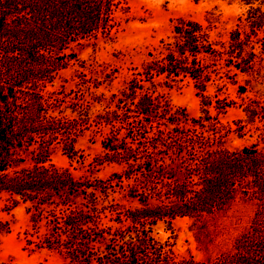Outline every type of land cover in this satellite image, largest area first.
<instances>
[{"label":"trees","instance_id":"1","mask_svg":"<svg viewBox=\"0 0 264 264\" xmlns=\"http://www.w3.org/2000/svg\"><path fill=\"white\" fill-rule=\"evenodd\" d=\"M97 14L77 0H0V205L20 208L29 222L0 229V251L11 234L34 264H264V104L238 106L241 120L222 135L204 126L210 102L194 126L181 125L185 116L152 102L155 87L140 79L129 86L143 93L134 105L144 115L139 130H92V103L63 89L62 72L74 47L94 44ZM153 117L163 130L150 137L143 122ZM191 127L196 134L186 138ZM79 140L101 151L76 155ZM57 141L64 169L52 164ZM183 217L199 257L177 244L173 223Z\"/></svg>","mask_w":264,"mask_h":264},{"label":"rangeland","instance_id":"2","mask_svg":"<svg viewBox=\"0 0 264 264\" xmlns=\"http://www.w3.org/2000/svg\"><path fill=\"white\" fill-rule=\"evenodd\" d=\"M77 1L83 7L89 3L97 6L94 31L97 39L93 45L74 47L62 72V77L68 80L63 89L71 86L74 97L88 98L92 103L88 110L96 122L90 127L92 130L101 133L115 128L139 130L137 122L143 120L144 115L136 113L134 105L143 93L139 89L130 90L129 86L140 85V79H146L145 85L150 81L155 87L150 93L152 102H166L170 109L185 116L181 125L194 126L198 109L210 102L213 109L204 126L213 125L222 135L225 126L233 127L231 123L241 120L238 106L250 102L264 104V0ZM68 2L72 4V0ZM79 19L82 21L83 17ZM123 107H128L130 112L123 114ZM110 114L128 115V119L119 126L115 120L107 123L105 120ZM143 123L150 137L163 130L162 122L154 117ZM58 128L53 126L55 130ZM186 134L187 138L196 131L191 127ZM57 144L58 141L52 164L67 168V154ZM73 147L76 155L83 153L86 157L101 151L96 142L85 140L76 141ZM183 157L186 162L189 156ZM109 173V169H104L96 176L102 178ZM182 176L177 175V178ZM162 178L170 180L172 175H162ZM189 179L198 177L191 174ZM71 184L77 189L83 187L80 179H74ZM73 208L62 210L58 215ZM4 209L0 205V229L15 232L29 224L20 208L10 212ZM188 223L184 217L174 220V227L179 231L177 244L199 257L185 231ZM42 226L51 227L52 223ZM21 247L22 242L10 234L2 239L0 259L34 264L33 259H24ZM45 262L58 264L55 259Z\"/></svg>","mask_w":264,"mask_h":264}]
</instances>
